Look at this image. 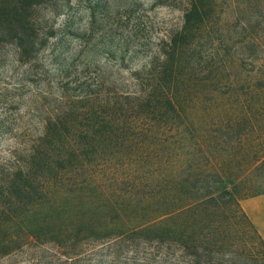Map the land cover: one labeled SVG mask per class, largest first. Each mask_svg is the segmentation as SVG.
I'll use <instances>...</instances> for the list:
<instances>
[{
	"label": "trees",
	"instance_id": "16d2710c",
	"mask_svg": "<svg viewBox=\"0 0 264 264\" xmlns=\"http://www.w3.org/2000/svg\"><path fill=\"white\" fill-rule=\"evenodd\" d=\"M181 1L149 76L121 81L124 91L95 77L77 96L85 106L59 112L28 161L0 171V225L113 198L116 238H149L159 260L254 257L262 239L240 203L264 194V0ZM32 3L0 0L1 33L21 48Z\"/></svg>",
	"mask_w": 264,
	"mask_h": 264
},
{
	"label": "rangeland",
	"instance_id": "374dc122",
	"mask_svg": "<svg viewBox=\"0 0 264 264\" xmlns=\"http://www.w3.org/2000/svg\"><path fill=\"white\" fill-rule=\"evenodd\" d=\"M181 2L33 0L22 48L14 32L0 30V171L26 163L59 112L85 106L77 96L95 77L124 91L121 81L149 76L156 46L181 25ZM70 207H36L1 224L0 264H207L170 250L159 260L147 237L117 239L113 198L79 215ZM251 248L252 258L225 250L221 263L264 264V242Z\"/></svg>",
	"mask_w": 264,
	"mask_h": 264
},
{
	"label": "crops",
	"instance_id": "0c3cea01",
	"mask_svg": "<svg viewBox=\"0 0 264 264\" xmlns=\"http://www.w3.org/2000/svg\"><path fill=\"white\" fill-rule=\"evenodd\" d=\"M240 204L264 242V194L243 200Z\"/></svg>",
	"mask_w": 264,
	"mask_h": 264
}]
</instances>
